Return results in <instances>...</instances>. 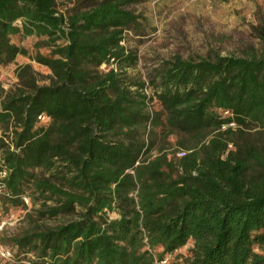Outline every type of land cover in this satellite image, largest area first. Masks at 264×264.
<instances>
[{"label":"trees","instance_id":"trees-1","mask_svg":"<svg viewBox=\"0 0 264 264\" xmlns=\"http://www.w3.org/2000/svg\"><path fill=\"white\" fill-rule=\"evenodd\" d=\"M57 1L0 0V67L25 38L50 47L31 56L45 84L25 64L0 86V223L27 221L0 229L12 264H264V26L259 51L173 57L145 84L122 43L133 0Z\"/></svg>","mask_w":264,"mask_h":264},{"label":"rangeland","instance_id":"rangeland-1","mask_svg":"<svg viewBox=\"0 0 264 264\" xmlns=\"http://www.w3.org/2000/svg\"><path fill=\"white\" fill-rule=\"evenodd\" d=\"M58 0L57 8L65 10L76 6L86 7L88 1ZM85 4V5H84ZM133 16V21L124 29L123 45L135 53L137 61L127 73L133 80L150 82L164 61L173 57L185 60L206 58L213 53L221 56L243 57L261 48L260 28L264 26V0H133L124 6ZM37 37L23 39L20 44L28 57L18 55L5 67H0V86L9 91L15 88L18 80L15 69L29 64L40 74L39 84L47 82L49 70L31 59L35 52L48 54L50 47H37ZM151 95V86L145 89ZM38 208V205L35 206ZM22 210H12L5 223L4 236L18 234L27 226ZM110 216L115 217L114 213ZM54 220L46 224H54ZM9 248L14 255L17 249ZM184 249L180 252H184ZM29 259H32L28 255ZM29 259L24 263L31 264ZM171 264L175 259L171 257ZM0 264H12L0 260Z\"/></svg>","mask_w":264,"mask_h":264},{"label":"built area","instance_id":"built-area-1","mask_svg":"<svg viewBox=\"0 0 264 264\" xmlns=\"http://www.w3.org/2000/svg\"><path fill=\"white\" fill-rule=\"evenodd\" d=\"M223 116L230 117L231 113L229 111H224ZM235 127H236L235 123L233 121H231L229 123L223 124L221 126V130H225L226 128L234 129ZM184 154H185V152L183 150H180L177 153V157H182V156H184ZM7 176H8V169L6 167V164L3 161L2 149L0 148V195L4 194V192H5V180H6ZM22 201L28 208L29 207L28 197H26V196L22 197ZM5 223L6 222L0 223V229L2 228V226ZM169 258H170L169 256H166L160 260H155L153 264H169ZM0 259L3 261L11 262V263H13L15 261L14 255L11 252V250L9 248L2 247L1 245H0Z\"/></svg>","mask_w":264,"mask_h":264},{"label":"crops","instance_id":"crops-1","mask_svg":"<svg viewBox=\"0 0 264 264\" xmlns=\"http://www.w3.org/2000/svg\"><path fill=\"white\" fill-rule=\"evenodd\" d=\"M115 214V213H114ZM117 217V215L115 214V217H113V218H116Z\"/></svg>","mask_w":264,"mask_h":264}]
</instances>
